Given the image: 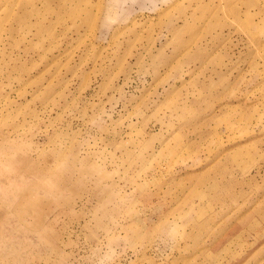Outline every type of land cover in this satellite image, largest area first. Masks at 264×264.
I'll use <instances>...</instances> for the list:
<instances>
[{"label":"rangeland","instance_id":"rangeland-1","mask_svg":"<svg viewBox=\"0 0 264 264\" xmlns=\"http://www.w3.org/2000/svg\"><path fill=\"white\" fill-rule=\"evenodd\" d=\"M0 264H264V0H0Z\"/></svg>","mask_w":264,"mask_h":264}]
</instances>
